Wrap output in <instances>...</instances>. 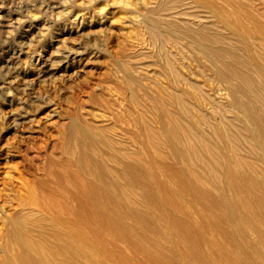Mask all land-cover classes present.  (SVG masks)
<instances>
[{
	"label": "bare ground",
	"instance_id": "1",
	"mask_svg": "<svg viewBox=\"0 0 264 264\" xmlns=\"http://www.w3.org/2000/svg\"><path fill=\"white\" fill-rule=\"evenodd\" d=\"M257 2L264 4L141 2L136 22L153 44L120 63L126 104L115 98L112 121L97 132L79 120L66 129L65 151L80 173L55 176L76 220L52 236L37 218L11 220L3 264H155L150 255L177 264H264V11ZM98 229L150 255L111 245L108 254L91 239Z\"/></svg>",
	"mask_w": 264,
	"mask_h": 264
},
{
	"label": "rangeland",
	"instance_id": "2",
	"mask_svg": "<svg viewBox=\"0 0 264 264\" xmlns=\"http://www.w3.org/2000/svg\"><path fill=\"white\" fill-rule=\"evenodd\" d=\"M142 1L0 0V264L11 220L37 218L47 236L76 220L55 176L67 168L78 170L65 151L66 129L79 120L97 132L112 121L115 98L126 104L120 63L153 44L136 22L143 16ZM256 5L264 11V4ZM27 227L37 235L35 226ZM111 235L98 229L91 239L107 247L108 254L114 253L111 245L127 256L150 255ZM149 258L155 264H177Z\"/></svg>",
	"mask_w": 264,
	"mask_h": 264
}]
</instances>
